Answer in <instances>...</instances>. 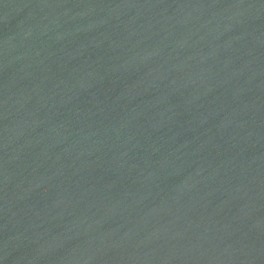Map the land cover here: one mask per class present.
Wrapping results in <instances>:
<instances>
[{
	"label": "water",
	"instance_id": "water-1",
	"mask_svg": "<svg viewBox=\"0 0 264 264\" xmlns=\"http://www.w3.org/2000/svg\"><path fill=\"white\" fill-rule=\"evenodd\" d=\"M0 264H264V0H0Z\"/></svg>",
	"mask_w": 264,
	"mask_h": 264
}]
</instances>
